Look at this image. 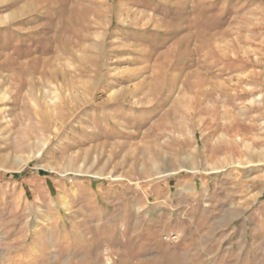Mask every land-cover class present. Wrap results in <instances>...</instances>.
<instances>
[{
  "label": "rangeland",
  "instance_id": "374dc122",
  "mask_svg": "<svg viewBox=\"0 0 264 264\" xmlns=\"http://www.w3.org/2000/svg\"><path fill=\"white\" fill-rule=\"evenodd\" d=\"M109 259L264 264V0H0V264Z\"/></svg>",
  "mask_w": 264,
  "mask_h": 264
},
{
  "label": "bare ground",
  "instance_id": "6f19581e",
  "mask_svg": "<svg viewBox=\"0 0 264 264\" xmlns=\"http://www.w3.org/2000/svg\"><path fill=\"white\" fill-rule=\"evenodd\" d=\"M151 4V3H150ZM136 13V12H135ZM129 14V13H128ZM138 14H139V12H138ZM120 16V15H119ZM134 16V15H133ZM135 16H136V14H135ZM126 18H128V17H126ZM125 18V19H126ZM130 18H132V20H133V17H130ZM136 18H138L137 16H136ZM152 18V17H151ZM121 19V18H120ZM119 19V20H120ZM123 19V18H122ZM114 20V19H113ZM129 20V19H128ZM131 20V19H130ZM129 20V21H130ZM136 20V19H135ZM152 20V19H151ZM122 21V20H121ZM126 21V20H125ZM124 21V22H125ZM131 22V21H130ZM138 22V21H137ZM151 22V21H150ZM142 23V22H141ZM149 23V22H148ZM138 25V24H137ZM139 26V25H138ZM142 26V25H141ZM146 26V25H145ZM144 26V27H145ZM191 26V25H190ZM198 26V25H197ZM148 27V26H147ZM109 28V27H108ZM153 30V29H152ZM108 31V30H107ZM157 31H159V30H157ZM191 31V30H190ZM145 32V31H144ZM175 32V31H174ZM204 37V36H203ZM186 38V37H185ZM194 41V40H193ZM198 44V43H197ZM187 45V44H186ZM190 46V45H189ZM148 49V48H147ZM55 75H56V73H55ZM139 75V74H138ZM57 76H58V74H57ZM57 79V78H56ZM67 81V80H66ZM70 86V85H69ZM138 86L139 85H136V86H127V87H125V88H122L120 91H118L117 93H115V94H113L112 96H111V99H118V96H119V94H121L122 95V93L123 92H126L125 93V95L126 96H124V98L122 97V99L123 100H126V97L129 95V94H134V89H138ZM62 87V86H61ZM60 87V88H61ZM159 88V87H158ZM152 89H156V88H152ZM67 91H68V89H67ZM135 93H136V91H135ZM124 94V93H123ZM58 95V94H57ZM145 97V96H144ZM147 97H149V95L147 94V96H146V98ZM145 99V98H144ZM143 99V100H144ZM149 99H150V97H149ZM118 100H120V99H118ZM142 100V99H141ZM137 101V100H136ZM143 102V101H142ZM135 104V103H134ZM142 104H145V103H142ZM59 105V104H58ZM56 106H57V103H56ZM125 106V105H124ZM59 107V106H58ZM116 120V119H115ZM148 130H150V129H148ZM122 132V131H121ZM134 132V131H133ZM161 141V140H160ZM29 142V141H28ZM163 142V141H162ZM32 144V143H31ZM153 149H154V156H153V158H150V159H147V162L145 163V164H143V166H142V169H143V174H146L145 176H147V177H149V179H157V178H163V177H167V176H169V175H173V174H176V173H179L180 172V170H177V171H173V170H176V169H170L169 171H163V170H161V168H160V166L158 165V162L159 161H161V160H163V158H165L164 157V153H163V146L162 145H159V143L158 142H154L153 144ZM36 147V146H35ZM152 149V150H153ZM115 147H114V152H115ZM152 150L150 149V151L152 152ZM31 153V152H30ZM86 154H87V152H85ZM89 154V153H88ZM151 154V153H150ZM153 154V153H152ZM84 155V154H83ZM144 155V154H143ZM30 156V155H29ZM88 156V155H87ZM76 157V156H75ZM78 158H79V156H78ZM194 158V157H193ZM73 159V158H72ZM21 160H22V158H21ZM78 159H76V161H77ZM74 164H76V163H74V161L73 160H70L69 161V163H68V166H70V167H72V166H74ZM94 164V163H93ZM93 164H91V165H93ZM170 165H172V164H170ZM67 167V166H66ZM69 167V168H70ZM85 167V166H84ZM90 167V166H89ZM91 167H93V166H91ZM90 167V168H91ZM88 168V167H87ZM87 168H86V171H87ZM89 168V169H90ZM74 169V168H73ZM72 169V170H73ZM78 169H79V166H78ZM82 169V168H81ZM85 169V168H84ZM88 169V170H89ZM141 169V170H142ZM166 169H167V167H166ZM196 167L194 166V167H190V170H192V171H196ZM66 170H67V168H66ZM70 170V169H69ZM140 170V169H139ZM139 170H138V172H139ZM75 171V170H74ZM79 171V170H78ZM80 172H82L81 170H80ZM85 172V171H84ZM95 176V175H94ZM141 176V175H140ZM104 177V176H103ZM142 177H143V175H142ZM146 178V177H145ZM118 181V180H117ZM148 183V182H147ZM155 185V184H154ZM131 186V185H130ZM66 198H64V200H65ZM82 200V199H81ZM33 240V239H32ZM50 241H52V240H50ZM29 242V241H28ZM30 243V242H29ZM57 244V243H56ZM30 245V244H29ZM72 248V247H71ZM45 251V250H44ZM113 253V252H112ZM4 257V256H3ZM47 256H46V253H43V255H42V259L45 261V262H47ZM114 258V257H113ZM49 259V258H48ZM57 260H60V259H57ZM109 261V264H113V262H112V260L111 259H109L108 260ZM114 261V260H113ZM56 263H58V262H56ZM41 264V263H40Z\"/></svg>",
  "mask_w": 264,
  "mask_h": 264
}]
</instances>
